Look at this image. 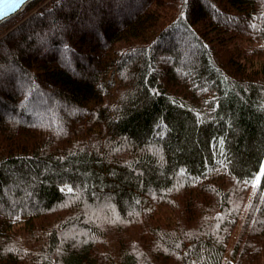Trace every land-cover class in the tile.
Masks as SVG:
<instances>
[{"label": "trees", "instance_id": "1", "mask_svg": "<svg viewBox=\"0 0 264 264\" xmlns=\"http://www.w3.org/2000/svg\"><path fill=\"white\" fill-rule=\"evenodd\" d=\"M0 264H264V0L3 21Z\"/></svg>", "mask_w": 264, "mask_h": 264}, {"label": "water", "instance_id": "2", "mask_svg": "<svg viewBox=\"0 0 264 264\" xmlns=\"http://www.w3.org/2000/svg\"><path fill=\"white\" fill-rule=\"evenodd\" d=\"M30 1L31 0H26V3H24L22 6H20L19 8H15L14 0H0V8H2L3 11L7 13V15H5L3 19H0V24L18 13Z\"/></svg>", "mask_w": 264, "mask_h": 264}, {"label": "snow or ice", "instance_id": "3", "mask_svg": "<svg viewBox=\"0 0 264 264\" xmlns=\"http://www.w3.org/2000/svg\"><path fill=\"white\" fill-rule=\"evenodd\" d=\"M24 3H26V0H14L15 8H19ZM5 15H7V13L4 12L2 8H0V19H3Z\"/></svg>", "mask_w": 264, "mask_h": 264}, {"label": "rangeland", "instance_id": "4", "mask_svg": "<svg viewBox=\"0 0 264 264\" xmlns=\"http://www.w3.org/2000/svg\"><path fill=\"white\" fill-rule=\"evenodd\" d=\"M64 187H66L67 189L69 188L68 186H64Z\"/></svg>", "mask_w": 264, "mask_h": 264}]
</instances>
